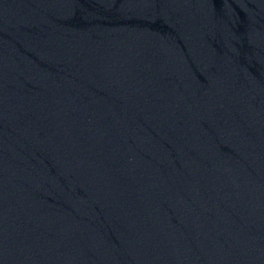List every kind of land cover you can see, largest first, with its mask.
<instances>
[{"label": "water", "instance_id": "water-1", "mask_svg": "<svg viewBox=\"0 0 264 264\" xmlns=\"http://www.w3.org/2000/svg\"><path fill=\"white\" fill-rule=\"evenodd\" d=\"M0 264H264V0H0Z\"/></svg>", "mask_w": 264, "mask_h": 264}]
</instances>
